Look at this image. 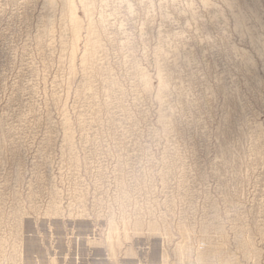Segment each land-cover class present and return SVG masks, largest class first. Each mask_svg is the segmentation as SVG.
I'll return each instance as SVG.
<instances>
[{"label": "rangeland", "instance_id": "rangeland-1", "mask_svg": "<svg viewBox=\"0 0 264 264\" xmlns=\"http://www.w3.org/2000/svg\"><path fill=\"white\" fill-rule=\"evenodd\" d=\"M0 264H264V0H0Z\"/></svg>", "mask_w": 264, "mask_h": 264}]
</instances>
